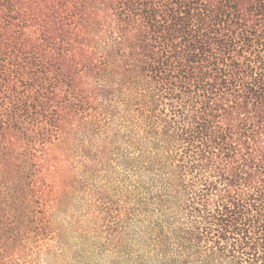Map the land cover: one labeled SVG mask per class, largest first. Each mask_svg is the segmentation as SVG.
Instances as JSON below:
<instances>
[{
  "label": "trees",
  "instance_id": "trees-1",
  "mask_svg": "<svg viewBox=\"0 0 264 264\" xmlns=\"http://www.w3.org/2000/svg\"><path fill=\"white\" fill-rule=\"evenodd\" d=\"M0 264H264V0H0Z\"/></svg>",
  "mask_w": 264,
  "mask_h": 264
}]
</instances>
